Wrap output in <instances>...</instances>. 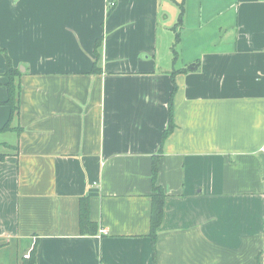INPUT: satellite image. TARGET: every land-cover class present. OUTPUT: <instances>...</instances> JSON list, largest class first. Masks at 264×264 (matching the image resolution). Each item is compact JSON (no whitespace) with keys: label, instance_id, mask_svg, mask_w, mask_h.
I'll list each match as a JSON object with an SVG mask.
<instances>
[{"label":"crops","instance_id":"obj_1","mask_svg":"<svg viewBox=\"0 0 264 264\" xmlns=\"http://www.w3.org/2000/svg\"><path fill=\"white\" fill-rule=\"evenodd\" d=\"M5 53L0 264H264V0H0V127Z\"/></svg>","mask_w":264,"mask_h":264},{"label":"trees","instance_id":"obj_2","mask_svg":"<svg viewBox=\"0 0 264 264\" xmlns=\"http://www.w3.org/2000/svg\"><path fill=\"white\" fill-rule=\"evenodd\" d=\"M180 21V20H179ZM178 38V35H176ZM101 39L96 40L95 43V60H98L99 58V50L98 47L100 46ZM174 51V57L176 58V52ZM5 58H6V68L4 71V76L7 78L5 82V86L7 88V98L3 103L9 106V117L7 121L0 127V131L8 130L11 129L10 126V121L16 115L18 111V86L14 82L15 76L18 75V69L13 67L9 57L5 53ZM96 66V62L94 63ZM198 65V62H194L191 64L186 65L184 68H182L181 71H190L196 69ZM93 72L97 71L93 67ZM174 90V87H173ZM172 118H173V113H172V101L171 97L169 98L168 101V124L167 127L165 128L163 132V137L167 134L168 131L172 128ZM160 152V150L158 151ZM4 158V154L0 153V160ZM157 158L155 157L153 159L152 163V169H151V177L153 180V194H152V200H151V208H150V237L152 241L154 242L155 240V234H156V229L158 225L160 224L161 217H162V212H163V203H164V194L163 190L161 187L155 185V179H156V174H157ZM89 205L88 201L86 198H81L80 199V206H79V228L81 233H89V234H94L96 232V224L93 223L89 219ZM22 264H35V247L32 248V250L29 253L28 258H26Z\"/></svg>","mask_w":264,"mask_h":264},{"label":"rangeland","instance_id":"obj_3","mask_svg":"<svg viewBox=\"0 0 264 264\" xmlns=\"http://www.w3.org/2000/svg\"><path fill=\"white\" fill-rule=\"evenodd\" d=\"M176 22H179V19H177L176 20ZM175 22V23H176ZM181 29H182V26H181V22L179 23V25H177V27H175V34L174 35H176V34H178V37L180 36V39H181ZM177 32V33H176ZM175 40H176V38H175ZM175 44V49L177 50V51H179L178 49H179V44H178V42H173V45Z\"/></svg>","mask_w":264,"mask_h":264},{"label":"built area","instance_id":"obj_4","mask_svg":"<svg viewBox=\"0 0 264 264\" xmlns=\"http://www.w3.org/2000/svg\"><path fill=\"white\" fill-rule=\"evenodd\" d=\"M28 256H29L28 254L25 255V257H28Z\"/></svg>","mask_w":264,"mask_h":264}]
</instances>
